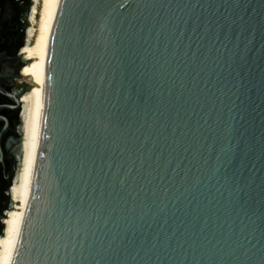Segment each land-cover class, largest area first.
I'll return each mask as SVG.
<instances>
[{"label": "water", "instance_id": "1", "mask_svg": "<svg viewBox=\"0 0 264 264\" xmlns=\"http://www.w3.org/2000/svg\"><path fill=\"white\" fill-rule=\"evenodd\" d=\"M38 72L11 264H264V0H60Z\"/></svg>", "mask_w": 264, "mask_h": 264}, {"label": "flooded vegetation", "instance_id": "2", "mask_svg": "<svg viewBox=\"0 0 264 264\" xmlns=\"http://www.w3.org/2000/svg\"><path fill=\"white\" fill-rule=\"evenodd\" d=\"M37 0H0V255L16 195L26 138V95L32 83L23 73L32 40Z\"/></svg>", "mask_w": 264, "mask_h": 264}, {"label": "bare ground", "instance_id": "3", "mask_svg": "<svg viewBox=\"0 0 264 264\" xmlns=\"http://www.w3.org/2000/svg\"><path fill=\"white\" fill-rule=\"evenodd\" d=\"M40 4V18L33 17V26L30 31L31 42L27 44L24 51L32 54L30 62L26 67H33L27 73L32 80V87L26 95L28 110L26 117V138L23 163L19 175L16 195L19 199L18 207L10 213L5 237L2 239V250L0 264H11L15 252L25 208L29 199L32 186L33 173L39 147L42 118L45 101V79L38 71L46 68L49 41L55 16L60 0H37ZM38 5L35 11L38 12ZM35 24H37L35 27Z\"/></svg>", "mask_w": 264, "mask_h": 264}, {"label": "rangeland", "instance_id": "4", "mask_svg": "<svg viewBox=\"0 0 264 264\" xmlns=\"http://www.w3.org/2000/svg\"><path fill=\"white\" fill-rule=\"evenodd\" d=\"M38 8H39V9H38V12L36 13V19H39V18H40V16H39V14H40L39 11H40V8H41V7H40V4H38ZM38 13H39V14H38ZM34 25H35V27H37V26H36L37 24L34 23ZM32 26H33V24H32ZM26 79H28L31 83H33L29 76H26Z\"/></svg>", "mask_w": 264, "mask_h": 264}]
</instances>
